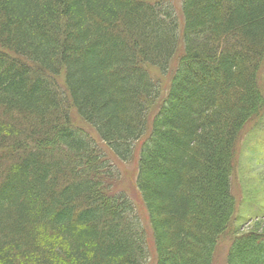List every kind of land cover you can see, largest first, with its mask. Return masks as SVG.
<instances>
[{"label": "trees", "instance_id": "trees-1", "mask_svg": "<svg viewBox=\"0 0 264 264\" xmlns=\"http://www.w3.org/2000/svg\"><path fill=\"white\" fill-rule=\"evenodd\" d=\"M180 11L179 22L162 1L0 0V264H214L238 138L264 105V0ZM174 60L159 101L150 71ZM116 163L135 165L151 246L108 183ZM250 258L264 264V233L234 239L226 264Z\"/></svg>", "mask_w": 264, "mask_h": 264}, {"label": "rangeland", "instance_id": "rangeland-1", "mask_svg": "<svg viewBox=\"0 0 264 264\" xmlns=\"http://www.w3.org/2000/svg\"><path fill=\"white\" fill-rule=\"evenodd\" d=\"M153 1H162L163 3L172 5L179 22L181 21L180 6L182 0ZM175 63L176 60L173 61L170 70L165 76H161L154 69L150 71L153 80L160 86L159 101L166 96ZM260 73L259 89L264 100V62L261 66ZM58 81L60 82V80ZM159 101H157V105L160 103ZM73 123L90 136L98 144L99 148L102 149L100 147L102 145L96 135L86 124L80 123L77 118L73 119ZM116 166L119 168L120 175L115 179V183H113V180L108 182L110 187L112 186L111 190L118 194L120 192L125 193L132 202L134 207L133 214L142 225L145 240L151 246L152 236L148 226L146 212L135 188V165L133 163H116ZM231 193L235 201V211L230 217L228 232L218 247L214 264H226L228 247L237 237L252 232L264 233V105L259 115L251 119L239 135L231 179ZM152 259H154L153 256ZM249 262L250 264H259L252 261L251 258ZM148 264H152V262L150 261Z\"/></svg>", "mask_w": 264, "mask_h": 264}]
</instances>
